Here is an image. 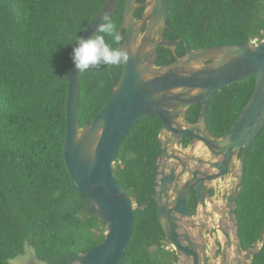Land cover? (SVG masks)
Listing matches in <instances>:
<instances>
[{
	"label": "trees",
	"instance_id": "trees-1",
	"mask_svg": "<svg viewBox=\"0 0 264 264\" xmlns=\"http://www.w3.org/2000/svg\"><path fill=\"white\" fill-rule=\"evenodd\" d=\"M107 0H0V264L34 248L44 264H67L103 241L106 221L87 206L71 182L64 156L70 62L81 37ZM142 3L146 0H137ZM124 2L111 17L119 29ZM144 8L136 12L140 18ZM167 39L185 38L191 48L264 41V0H169ZM123 41L125 32L122 34ZM109 43L112 41L109 38ZM119 47V43L116 44ZM177 55L161 48L157 65ZM123 64L83 73L79 103L81 126L109 101ZM102 81V84H101ZM256 77L217 91L208 106L207 126L226 133L248 103ZM201 104L186 120L199 119ZM162 119L138 121L118 154V182L137 205L153 196L158 172ZM193 137L182 140L189 146ZM236 209L245 249L264 230V128L249 148ZM195 193L190 211L196 214ZM178 254L160 224L156 205L136 213L123 264H178ZM252 264H264L263 250Z\"/></svg>",
	"mask_w": 264,
	"mask_h": 264
},
{
	"label": "water",
	"instance_id": "water-1",
	"mask_svg": "<svg viewBox=\"0 0 264 264\" xmlns=\"http://www.w3.org/2000/svg\"><path fill=\"white\" fill-rule=\"evenodd\" d=\"M123 2L118 31L121 36L125 32V39L118 43L128 51L129 60L109 101L84 126L79 120L83 73L70 62L65 162L73 187L85 195L90 211L106 221L107 230L101 243L67 264H123L136 213L153 202L178 264H252L263 250L264 230L245 249L236 204L249 148L264 128V41L191 48L185 38L167 39L169 0H107L81 37L96 35L100 17L109 13L111 18ZM140 8L144 11L138 19ZM181 43L186 46L184 55L157 65L161 48L176 53ZM252 77H256L255 89L235 123L222 135L212 134L207 126L211 98L220 89ZM197 104H201L199 119L190 123L188 110ZM151 114L163 122L158 172L151 200L137 205L118 182L117 160L124 138ZM186 135L193 137L189 146L182 142ZM200 144L211 158L196 155ZM228 175L236 179L235 187L222 192L218 203L212 187ZM193 193L196 214L190 211Z\"/></svg>",
	"mask_w": 264,
	"mask_h": 264
},
{
	"label": "clouds",
	"instance_id": "clouds-1",
	"mask_svg": "<svg viewBox=\"0 0 264 264\" xmlns=\"http://www.w3.org/2000/svg\"><path fill=\"white\" fill-rule=\"evenodd\" d=\"M100 19L102 23L97 25L96 35L88 39L77 36L76 44L78 46L73 48L71 59L75 69L81 74L102 67L126 64L129 60L128 51L116 46L123 37L109 13H104ZM106 38H109L112 43H109Z\"/></svg>",
	"mask_w": 264,
	"mask_h": 264
},
{
	"label": "rangeland",
	"instance_id": "rangeland-1",
	"mask_svg": "<svg viewBox=\"0 0 264 264\" xmlns=\"http://www.w3.org/2000/svg\"><path fill=\"white\" fill-rule=\"evenodd\" d=\"M196 155L199 157L211 158L206 146L203 144H200V146L196 150ZM206 169L208 168L206 167ZM235 183H236V179L232 175L225 176L220 181L215 182V184L213 185L215 189L214 199H216V201H218L219 203L221 200L219 199L221 198V193L231 192L235 187ZM230 228L232 230L234 229L233 226H230ZM9 264H44V263L37 258L34 248L30 247L29 245H26L25 254L19 255L18 257L10 260Z\"/></svg>",
	"mask_w": 264,
	"mask_h": 264
},
{
	"label": "flooded vegetation",
	"instance_id": "flooded-vegetation-1",
	"mask_svg": "<svg viewBox=\"0 0 264 264\" xmlns=\"http://www.w3.org/2000/svg\"><path fill=\"white\" fill-rule=\"evenodd\" d=\"M138 19H139V18H138ZM181 44H182V43H181ZM181 44H180V45H181ZM184 44H185V43H184ZM180 45H179V46H180ZM179 46H177V48H178ZM177 48H176V53L173 51V52H174V55H177ZM159 51H160V50H159ZM164 65H165V64H164ZM158 66H160V65H158ZM192 142H193V141H192ZM212 193H213V195H215V189H214V187H212ZM221 195H222V193H221Z\"/></svg>",
	"mask_w": 264,
	"mask_h": 264
},
{
	"label": "crops",
	"instance_id": "crops-1",
	"mask_svg": "<svg viewBox=\"0 0 264 264\" xmlns=\"http://www.w3.org/2000/svg\"><path fill=\"white\" fill-rule=\"evenodd\" d=\"M220 199V198H219ZM218 239V238H217Z\"/></svg>",
	"mask_w": 264,
	"mask_h": 264
}]
</instances>
